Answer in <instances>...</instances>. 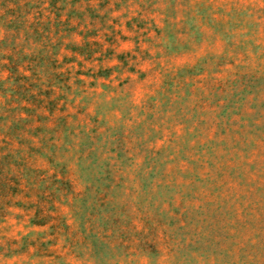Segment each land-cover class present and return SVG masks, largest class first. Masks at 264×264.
Wrapping results in <instances>:
<instances>
[{"label": "rangeland", "instance_id": "obj_1", "mask_svg": "<svg viewBox=\"0 0 264 264\" xmlns=\"http://www.w3.org/2000/svg\"><path fill=\"white\" fill-rule=\"evenodd\" d=\"M18 4L0 264H264V0H78L88 36L48 51L2 25Z\"/></svg>", "mask_w": 264, "mask_h": 264}, {"label": "trees", "instance_id": "obj_2", "mask_svg": "<svg viewBox=\"0 0 264 264\" xmlns=\"http://www.w3.org/2000/svg\"><path fill=\"white\" fill-rule=\"evenodd\" d=\"M88 2L90 1H97L98 5L100 7H103L106 3H109L110 0H86ZM40 2V1H39ZM38 2V4H40ZM78 3V0H49V13L55 15V24H53V21H46L44 22L41 18V13H37V15H32V11H30V8L33 7V4H31V1L22 0V6L18 4L16 8H14V14L13 19L6 21L3 26L6 28L13 27L15 30L16 36H13V38L17 39V35L22 32L24 37L22 38L24 40L25 44L29 43H35L39 44L42 48V51L49 50V49H56L62 44V39L67 37L70 34H78L83 39L88 36V32L86 30H78V27L75 25L70 24L69 22V13H77L78 6L76 4ZM37 4V5H38ZM30 6V7H29ZM32 6V7H31ZM67 10L68 12L65 13L67 16V19L64 21L61 20V14L62 11ZM3 13L0 14V20L2 21ZM55 26V30L53 31L52 28ZM64 27V28H63ZM64 32V34H61ZM24 43L22 44V49L24 46ZM86 43L81 44L80 46L74 45V44H66L65 47H70L71 50H77L78 52L81 51L83 46H85ZM23 51V50H22ZM80 53V52H79ZM25 113V112H20ZM24 119V118H22ZM27 119V118H26ZM4 181L0 179V187L4 185ZM1 189V188H0Z\"/></svg>", "mask_w": 264, "mask_h": 264}]
</instances>
